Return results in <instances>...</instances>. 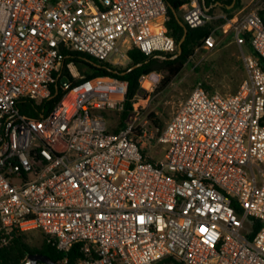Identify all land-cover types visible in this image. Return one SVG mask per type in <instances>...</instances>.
Here are the masks:
<instances>
[{
	"label": "built area",
	"instance_id": "built-area-1",
	"mask_svg": "<svg viewBox=\"0 0 264 264\" xmlns=\"http://www.w3.org/2000/svg\"><path fill=\"white\" fill-rule=\"evenodd\" d=\"M228 1L179 11L191 29L217 21L198 49L226 26L238 43L249 36L246 80L228 95L196 87L153 136L136 103L111 132L104 113L124 110L128 83L84 79L65 54L125 69L133 49L175 53L165 0H0V246L40 231L64 254L80 246L78 264H264V227L253 238L245 228L264 222V7L228 19ZM65 66L79 82L48 115L22 114L19 102L48 99ZM159 146L154 161L145 149Z\"/></svg>",
	"mask_w": 264,
	"mask_h": 264
},
{
	"label": "trees",
	"instance_id": "trees-1",
	"mask_svg": "<svg viewBox=\"0 0 264 264\" xmlns=\"http://www.w3.org/2000/svg\"><path fill=\"white\" fill-rule=\"evenodd\" d=\"M165 1L169 17L166 23V32L175 39L176 45L178 46L185 34V28L176 18L173 10H176L179 16L180 7L187 0ZM205 1L206 4L209 5L216 0ZM233 2L234 0H229L223 4L222 10L228 14V19H231L233 11L241 6V0H237L236 7L232 10H228V7L231 6ZM179 18L183 21L180 16ZM215 24L216 23H208L196 29H191L185 25L188 33L182 44L181 54H179L177 50L173 54L156 53L152 56H146L140 50L133 49L128 53L131 59L130 66L125 69H118L104 62H100L85 53L68 51L65 54V65L74 62L84 79H90L96 76H109L128 83V96L124 110L120 113V126L115 131L110 130L111 132L118 133L120 130L126 128L132 119L135 112L134 103L136 98L146 93V90L142 87V79L153 73L162 74L163 78L159 83L157 91L165 90L182 73L184 67L193 55L196 46L201 45L202 40L211 34ZM244 42L250 45L248 35L244 36ZM261 65L264 68V61L262 60ZM55 77L56 83L52 86V93L48 99L37 104L35 101L25 98L19 102L17 109L24 115L33 116L38 119L48 115L60 102L65 93L61 79L67 77L73 83L79 82V80H73L66 66L57 72ZM104 115L106 116L107 113H104ZM155 117L156 116L152 114L149 118L158 130H162L163 127L158 124V121L153 120ZM262 124L264 125V118ZM249 222L252 228L250 237L253 238L264 227V222L255 218H249ZM38 253L49 256L58 264H78L83 258L80 246H75L71 252L64 254L50 244L45 236L41 248L32 249L26 242L24 233H14L12 240L7 245L0 246V264H24L30 255Z\"/></svg>",
	"mask_w": 264,
	"mask_h": 264
},
{
	"label": "rangeland",
	"instance_id": "rangeland-1",
	"mask_svg": "<svg viewBox=\"0 0 264 264\" xmlns=\"http://www.w3.org/2000/svg\"><path fill=\"white\" fill-rule=\"evenodd\" d=\"M263 3L264 0L260 6H263ZM221 12L217 10L212 14L219 15ZM179 16L182 18V13ZM215 23L217 24V21ZM249 54H251V49L248 44L238 43L229 26L222 28L216 36L215 46L210 49L195 48L182 73L165 90L157 91L163 78L162 74L153 73L142 79V87L146 93L137 97L135 101L139 111L137 123L143 125L148 121L146 127L153 136H156L161 134L179 105L196 87L203 86L208 91L219 92L223 95L237 92L247 78L243 58ZM80 75L82 76L81 73ZM152 114L156 116L153 120L158 121V124L163 127L162 130H158L153 125L149 118ZM134 117L135 114L132 119ZM106 118L110 130L115 131L119 128L120 113L108 112ZM141 141L146 146L150 145L145 139ZM145 151L154 161L164 158V147L162 146L147 147ZM245 228L251 230L249 221L245 222ZM24 237L32 249H40L45 239V235L40 231L24 233Z\"/></svg>",
	"mask_w": 264,
	"mask_h": 264
},
{
	"label": "water",
	"instance_id": "water-1",
	"mask_svg": "<svg viewBox=\"0 0 264 264\" xmlns=\"http://www.w3.org/2000/svg\"><path fill=\"white\" fill-rule=\"evenodd\" d=\"M237 5V0H234V2L232 3L231 6L228 7V10H232L235 8V6ZM221 7H223V4H220ZM173 13L175 14L176 18L179 20V22L181 23V25L185 28V34L182 38V40L179 42L178 44V53L181 54L182 53V44L184 43L185 39H186V36H187V33H188V30L184 24V22L179 18L176 10H173ZM136 68V67H134ZM69 82V78L67 77H63L61 79V83L63 86H66ZM57 92H58V88H57ZM38 263H44V264H58L56 262H54L49 256L47 255H44V254H33V255H30L28 257V260L26 262V264H38Z\"/></svg>",
	"mask_w": 264,
	"mask_h": 264
},
{
	"label": "crops",
	"instance_id": "crops-1",
	"mask_svg": "<svg viewBox=\"0 0 264 264\" xmlns=\"http://www.w3.org/2000/svg\"><path fill=\"white\" fill-rule=\"evenodd\" d=\"M260 4H262V0H246V1L241 0V6L239 8H237L236 10H234V12L232 13V15H234V14L240 12V11H243V10L244 11H249V10H253V9H256V8H262V7H264V5L263 6L262 5L260 6ZM249 46H250L251 54H252L253 53V50L251 48V45H249Z\"/></svg>",
	"mask_w": 264,
	"mask_h": 264
},
{
	"label": "bare ground",
	"instance_id": "bare-ground-1",
	"mask_svg": "<svg viewBox=\"0 0 264 264\" xmlns=\"http://www.w3.org/2000/svg\"><path fill=\"white\" fill-rule=\"evenodd\" d=\"M24 264H26V263H24Z\"/></svg>",
	"mask_w": 264,
	"mask_h": 264
}]
</instances>
